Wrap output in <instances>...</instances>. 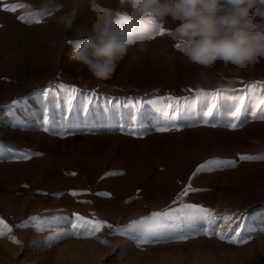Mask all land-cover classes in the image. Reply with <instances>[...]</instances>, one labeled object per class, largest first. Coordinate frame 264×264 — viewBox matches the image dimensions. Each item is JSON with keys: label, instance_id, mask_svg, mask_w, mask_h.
<instances>
[{"label": "rangeland", "instance_id": "obj_1", "mask_svg": "<svg viewBox=\"0 0 264 264\" xmlns=\"http://www.w3.org/2000/svg\"><path fill=\"white\" fill-rule=\"evenodd\" d=\"M37 2L0 0V33L11 24L33 37L25 48L0 34V219L11 228L0 236V264H264V160H240L241 155H264V120L251 117L255 109L247 91L249 85L257 84L256 102L264 97L260 91L264 59L244 70L220 62L189 67L181 50L165 34L155 36L147 46L150 51L167 47L174 60L148 54L137 59V44L110 79L95 81L86 71H77L79 65L69 59L73 50L70 41L79 39L78 29L85 31L80 26L88 15L87 0H62L63 12L53 8L45 12L50 15L26 14L25 9ZM4 4L26 7L8 12L2 10ZM73 9L85 14L75 18L71 30L56 24L57 16ZM119 10H130V5L119 6ZM202 74L208 77L207 82L201 79ZM59 84L74 86L84 94L95 92L93 102L84 103L77 97L68 105L67 97L57 94ZM49 87L52 91L45 98L43 91ZM189 89L228 93L218 99V110L214 109L221 125L239 106L229 97H244L243 126L235 130L205 126L196 118L197 108L191 118L182 119L184 125L195 126L158 132L155 129L161 120L155 111L127 106L128 101L168 94L190 97L193 92ZM260 109L264 110V105ZM133 114L136 121L131 119ZM131 129L142 132V138L128 135ZM8 149L42 155L16 160ZM209 160L236 163L197 174L192 187L206 190L190 192L185 202L212 209L216 217L234 214L228 222L217 220L218 230L239 228L248 243L237 246L217 236L201 235L186 242L138 247L139 238L151 239L158 230L148 226L131 237L113 234L115 228L177 206L173 205L177 194L196 168ZM109 172L123 174L106 175ZM72 191L86 194L72 196ZM105 192L110 197L96 195ZM61 193L58 198L53 195ZM73 214L113 227L105 226L95 238H65L50 247L48 237L70 227L67 221H52L43 231H37L34 224L17 227L30 217L50 220ZM9 236L20 243L11 242Z\"/></svg>", "mask_w": 264, "mask_h": 264}, {"label": "clouds", "instance_id": "obj_2", "mask_svg": "<svg viewBox=\"0 0 264 264\" xmlns=\"http://www.w3.org/2000/svg\"><path fill=\"white\" fill-rule=\"evenodd\" d=\"M130 5L121 12L119 6ZM62 0H38L25 9L43 15L50 9L63 12ZM88 15L70 41L69 59L95 81H107L131 47L139 44L137 59L144 54L175 59L167 47L150 51L147 44L161 30L189 66L210 67L220 62L239 70L264 59V0H87ZM77 10L56 17V24L71 30ZM176 48V47H175ZM201 79L208 81L206 75ZM219 83V81H218Z\"/></svg>", "mask_w": 264, "mask_h": 264}, {"label": "snow or ice", "instance_id": "obj_3", "mask_svg": "<svg viewBox=\"0 0 264 264\" xmlns=\"http://www.w3.org/2000/svg\"><path fill=\"white\" fill-rule=\"evenodd\" d=\"M26 7L23 4H4L3 11L16 12L19 8ZM51 13H45V15H50ZM39 16L38 14H33ZM21 21H24V17H19ZM31 23V21H28ZM36 23H40V20H36ZM166 34V30L161 28V30L156 34V36H163ZM155 38V36L153 37ZM178 50H182L179 45L175 46ZM257 89V84H252L248 86L247 91L249 92V98L253 99L252 107L255 109L251 112V117L253 119L264 120V110L260 109L261 105H264V97H260L258 102L255 100L254 93ZM51 87L43 91V96L47 98L51 93ZM188 91L193 92L190 97H176L171 94L165 96H158L155 98H149L146 101H128V105L133 109H143L144 107H150L155 111L161 120V126H158L155 130L158 132L181 130L183 126H195V125H184L182 123L183 118H191L193 112L196 111V118L205 126L217 127L225 126L230 127L235 130L243 126L244 121L241 120V110L244 106V97L230 96L229 98L235 101L239 106H236L231 112L229 119L222 125L216 122L214 117V109L218 110V99L224 96H228L224 90H216L212 92H207L202 89H189ZM260 91L264 92V86H260ZM63 93L67 97V104L71 105L72 100L77 97H82L84 103H92L95 97V92L84 94L80 89L74 86L59 84L57 85V94ZM110 102V101H109ZM16 103V101H13ZM42 104L46 102L41 101ZM87 112V108L83 109ZM45 113H47V107L44 108ZM131 119L133 121L137 120L135 114L132 115ZM48 118L45 116L43 122L44 131H49L48 128ZM122 127V125H121ZM136 138H142L143 133L135 129H131L127 133ZM9 152L13 154L16 160H27L33 156H41L42 153H32L31 151L23 150H12L8 149ZM241 161H257L264 160V155H241ZM235 161H223V160H209L205 164L199 165L195 172L189 177V182L185 185L182 190L177 194L176 198L173 200V205H170L167 209L163 211H156L150 214V216L142 218L137 221H132L129 225L124 228H115L113 234L132 236L133 233L137 232L139 229L146 228L148 226H153L156 231L153 238H139L137 241V246L142 247L143 244L155 243H169V242H186L189 239L196 238L198 236H217L221 241L229 244H235L237 246L248 243V238L242 237L241 229H233L229 226L226 232L219 231V225H217V220H223L228 222L232 219L234 214H226L224 217H216L214 210L199 206L193 203L185 202V197L189 195L190 192L205 191L206 189H199L192 187V179L202 171H212L216 169H222L226 167H234ZM123 173L109 172L106 175H118ZM75 175V173H72ZM26 187V185H25ZM43 195H48V193H42ZM72 196H78L86 193H78L72 191L70 193ZM54 197H59L61 194H53ZM98 196L110 197V193H96ZM246 215V213H245ZM65 220L68 222L70 227L63 230H58L55 236L48 237L47 246H51L52 243L58 242L65 238H77V239H89L95 238L97 234L106 226L112 228L113 226L107 224L105 221L99 219H86L79 214H73V217H55L49 219H42L40 217H30L28 220L17 225L18 228L28 227L30 224H34L37 231H43L49 227L52 221ZM5 230L11 232V228L0 219V236L5 235ZM162 230V231H161ZM11 242L19 244L20 241L15 236H9ZM101 243L108 245L107 241H100Z\"/></svg>", "mask_w": 264, "mask_h": 264}, {"label": "bare ground", "instance_id": "obj_4", "mask_svg": "<svg viewBox=\"0 0 264 264\" xmlns=\"http://www.w3.org/2000/svg\"><path fill=\"white\" fill-rule=\"evenodd\" d=\"M77 10V14H76V17L81 15V13H84L83 11L81 12L80 10L76 9ZM72 11V10H71ZM85 14V13H84ZM19 27V26H18ZM49 27V26H48ZM87 25L85 24L83 26L84 30L86 31L87 30ZM21 28V27H20ZM61 28V27H60ZM57 30V29H56ZM3 33H0V34H3V35H7L9 38H12L13 40L16 39L20 44H22L23 47H28L31 39L33 37H31L32 34H29V33H26V32H21L20 30H18V28L16 27H13V25H8L6 27L5 30H2ZM47 32V31H46ZM45 32V33H46ZM58 34V33H57ZM42 35V34H41ZM46 35V34H45ZM17 42V43H18ZM22 50V49H21ZM7 58V57H6ZM5 59V58H4ZM7 60L9 61V58H7Z\"/></svg>", "mask_w": 264, "mask_h": 264}]
</instances>
